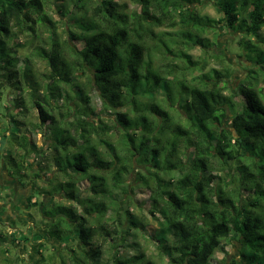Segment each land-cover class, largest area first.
I'll use <instances>...</instances> for the list:
<instances>
[{
  "label": "trees",
  "instance_id": "trees-1",
  "mask_svg": "<svg viewBox=\"0 0 264 264\" xmlns=\"http://www.w3.org/2000/svg\"><path fill=\"white\" fill-rule=\"evenodd\" d=\"M133 1L131 9L120 0H0V75L32 77L26 91L39 121L8 117L21 132L51 130L43 150L24 133L7 155L18 172L33 171V187L56 166L64 178L39 190L73 201L31 205L39 204L50 239L83 244L73 264H213L233 242L239 259L231 264H264V0H215L218 19L202 11L205 0ZM223 22L250 62L236 92L229 63L205 70L206 59L192 53L218 45L208 33ZM29 37L43 43L32 55L47 67L44 82L34 78L32 57L17 55ZM142 186L147 214L122 207ZM139 232L151 236L156 257L141 248Z\"/></svg>",
  "mask_w": 264,
  "mask_h": 264
},
{
  "label": "rangeland",
  "instance_id": "rangeland-1",
  "mask_svg": "<svg viewBox=\"0 0 264 264\" xmlns=\"http://www.w3.org/2000/svg\"><path fill=\"white\" fill-rule=\"evenodd\" d=\"M120 1L126 2L131 9L136 8L137 6L133 0ZM194 6L195 5H193V7ZM201 9L202 11L210 14V16L216 19L222 16V11H220V9L217 7L215 0H205L204 6H202ZM58 17L59 15L55 14V18ZM60 25V30H62L63 24L61 23ZM208 35L211 37V39H214L215 37L219 44L213 45L212 48H210L211 50H208L206 53H204L199 48L193 49L192 53L198 59H206L208 67L205 70L212 66H216L219 68L221 64L225 65L226 63H229L231 65V70H233L229 78V87L232 92H236L240 82L246 76V66H249L250 62L245 59V57L239 56L240 50L236 46L235 41L236 34H234L232 30L228 29L227 24L225 22L217 25L216 33L210 32L208 33ZM22 39V42H26L24 36H22ZM29 39H31L32 41L30 42ZM29 39L27 40L28 44L25 43V46L18 48L17 55H19L20 58H23V56L25 55H30L32 57L36 74L34 78L38 79L41 82L43 78L40 72H44L45 68L47 69V67L38 59L37 56H33L32 53L36 44L43 43L40 41V38L29 37ZM212 51H215V53ZM221 56H224L226 62H221V60L219 59V57ZM9 60L13 61L16 59L14 56H12L11 58H9ZM4 77L0 75V166H3L2 171L5 175H7L6 170L8 169V180H10V178H16L20 180L21 183L19 184L24 192H21L20 195L18 193V201L14 200L15 194L13 191L9 195L5 193L6 191L0 195V205H5L7 204V202H9L8 205L10 207V212L13 211V208H15V206L16 208H19V217L14 218L16 227L1 228L0 226V232L3 234L2 236H0V264H44V262H50L53 264H63V261H65L66 264H73L71 258L74 252H76L79 256L83 257V244L74 236H71L69 239L63 241L57 238L50 239L44 231V229L47 228L45 223L47 221L40 212L39 204L32 206L30 204L31 201L29 200L30 197L33 196L32 202L36 200L37 202L44 200V203L47 204L50 200H56L66 204H73V201L68 200L62 192L50 195L47 193L42 194L39 190V188L51 186L52 183L53 187L55 185L57 186L58 182H56V179L52 180L51 182H49V179L58 175L59 179L61 180V178H64L63 175L58 174L57 167H54L52 165L47 170V172L49 173L48 175H50V178L45 177L46 181H36L37 185L34 184L33 187V171L29 173L32 174V176H26L23 175L21 172H18L13 165V161L10 160L9 156L7 155V153H9L15 146H17V142L19 144L25 141V138H23L24 133H27L28 136L31 135L35 138L39 151L43 150V147L46 148L49 142L48 137L51 134V130L46 129L44 127L39 130H35L34 128L33 133H31L26 128L23 129L24 132H21L20 126L17 124V121L12 120L8 117L9 111H12V113L18 112L19 118L22 120L27 118V122L29 124L31 122L38 123L39 119L37 117V110L30 106L33 97H31L32 95L28 93V91H32L30 89V81H32V77H30L29 79L25 74H18L10 77L9 73ZM26 89H28V91H26ZM36 94L38 96L42 93L41 91L38 92L37 90ZM92 96L94 105L97 107L96 109H102V98L95 93V90L92 91ZM20 101L27 102L24 105L29 106L27 107L28 111L24 110L25 108H23V106L20 104ZM20 109L22 111L24 110L25 112H20ZM120 109H122V107H117V110ZM104 110L105 111L101 112V115L103 117L108 119L116 117L115 114L112 115L110 113V111H112L111 109ZM17 151L18 150H15V152ZM181 151H185V148L183 147L180 152L176 153L175 155H182ZM35 158L41 159L40 156L37 155H35ZM43 159H45V157H43ZM30 161L34 162L33 159H30ZM50 168L52 170L54 168V170L51 171ZM67 176L68 174L65 175V177ZM134 178L135 173L130 177L129 181L132 182ZM79 185L83 190V195H86L88 193L89 188L88 181L82 180ZM12 186L13 185L11 184V187ZM1 192L2 190H0V193ZM28 202L29 206L26 205V203L28 204ZM120 204L122 205V207H125L129 204L131 210L147 214L150 208L149 198L147 197V190L143 186L136 187L135 192L132 191L131 193L124 195V197L120 200ZM110 213L114 214V211H111ZM31 224L32 227H30ZM25 225L29 226L27 227ZM33 232L35 233V235ZM24 234H27V236L30 238V241L24 239L26 237ZM98 235L99 234H96V238L98 237ZM148 236L151 237L145 232H139L138 241L141 244V248L146 251L148 255L156 257V249L154 247V244L151 242H147ZM10 239L11 241H9ZM128 239V243H130L132 241V237H129ZM28 241L30 242V246H27L26 244ZM108 245L109 244H106L105 246ZM39 249H41V252L45 257L40 255ZM123 251H125L126 253H135V250L129 247L124 248ZM105 254L106 256H110L107 251L105 252ZM234 258L239 259L238 244H236L235 242L227 244L224 250L218 251L214 256L213 264H231V261ZM225 259H227L226 262H224ZM22 261L24 263H22Z\"/></svg>",
  "mask_w": 264,
  "mask_h": 264
},
{
  "label": "flooded vegetation",
  "instance_id": "flooded-vegetation-1",
  "mask_svg": "<svg viewBox=\"0 0 264 264\" xmlns=\"http://www.w3.org/2000/svg\"><path fill=\"white\" fill-rule=\"evenodd\" d=\"M3 166H0V190H2V192L0 193V195L3 193V192H5V193H7V195H9L10 194V191H11V188H10V185H9V180H8V175H5L4 174V172L2 171V168ZM8 192H9V194H8ZM5 198V197H4ZM8 203L9 202H7V204H5V205H3V204H1L0 206V209L2 208L3 210H1L0 212H2L3 214H0V226H1V228H5V227H10V228H14V227H16L15 226V222H13L12 220H10V219H12L13 217H15V218H18L19 216H18V211H19V208H16V206H15V208H13V212H14V215L13 214H11V216L9 215V213L8 212H10V207H9V205H8ZM33 202H32V200H31V202H30V204H32ZM26 205L27 206H29V202H28V204L26 203ZM26 208H28V207H26ZM17 213V214H16ZM15 214H16V216H15ZM11 217V218H10ZM24 222V221H23ZM22 222V223H23ZM33 224V223H32ZM32 224L30 225V227H32ZM25 226H29V225H25ZM29 227V228H30ZM33 234V233H32ZM35 234V233H34ZM8 237V236H7ZM9 241H11V239L9 240ZM13 241V240H12ZM29 241H30V238H29ZM27 242L26 244H27V246H30V242ZM15 244V243H14ZM22 256V255H21ZM23 257V256H22ZM22 263H24L23 261H22Z\"/></svg>",
  "mask_w": 264,
  "mask_h": 264
},
{
  "label": "crops",
  "instance_id": "crops-1",
  "mask_svg": "<svg viewBox=\"0 0 264 264\" xmlns=\"http://www.w3.org/2000/svg\"><path fill=\"white\" fill-rule=\"evenodd\" d=\"M6 172H7V175H8V169L6 170ZM9 179V178H8ZM9 182V185H10V188H11V191H10V193L13 191L14 192V194H15V201H18L17 200V197H18V193H19V195L21 194V192L23 193L24 191H23V189L20 187V184L19 183H21L20 182V180L19 179H16V178H10V180L8 181ZM11 184L13 185L12 187H11ZM9 194V193H8ZM1 207V206H0ZM1 210H3L2 208L0 209V211ZM9 213V215L11 216V214H13L14 215V212L12 211V212H8ZM0 214H3L2 212H0ZM17 214V213H16ZM16 214H15V216H16ZM11 218V217H10ZM14 218L15 217H13L12 219H10V220H12L13 222H15L14 221ZM21 218V217H20ZM22 219V218H21Z\"/></svg>",
  "mask_w": 264,
  "mask_h": 264
}]
</instances>
